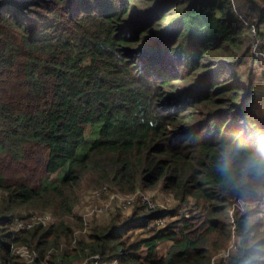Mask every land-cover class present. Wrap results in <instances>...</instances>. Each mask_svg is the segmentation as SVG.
I'll return each instance as SVG.
<instances>
[{
  "label": "trees",
  "instance_id": "trees-1",
  "mask_svg": "<svg viewBox=\"0 0 264 264\" xmlns=\"http://www.w3.org/2000/svg\"><path fill=\"white\" fill-rule=\"evenodd\" d=\"M239 8L264 23V0ZM260 66L230 0H0L1 264H25L20 247L33 264H264L262 221L222 220L264 194L245 191L261 181L244 163L264 153ZM90 188H159L177 205L138 200L85 225L74 209ZM30 211L55 222L16 234Z\"/></svg>",
  "mask_w": 264,
  "mask_h": 264
},
{
  "label": "rangeland",
  "instance_id": "rangeland-1",
  "mask_svg": "<svg viewBox=\"0 0 264 264\" xmlns=\"http://www.w3.org/2000/svg\"><path fill=\"white\" fill-rule=\"evenodd\" d=\"M230 1L234 13L245 21V19L238 13V9H239L240 13L244 14L243 12H241L239 8V5L241 4V0H230ZM261 68H262L261 72L258 71L257 73V79L262 78V72H264V67L260 66L257 69H261ZM256 83L257 84L255 86V89L257 87L261 96H264V81H260V79H258ZM259 100L261 101L263 99L259 98ZM256 107L258 108L257 104ZM261 112L264 113V110H261ZM83 149L84 148H82V150ZM54 179L56 178L54 177ZM145 199H147L148 202L152 204V206H155V208H161L165 210L167 213L177 205L176 201L174 200L171 194H167L166 192H163L159 188L155 190H140L134 195H130V196L121 195L120 193L113 192L110 189L95 190L94 188H90L80 193V200L76 208L74 209V216L82 217L83 218L82 220L84 221L85 225H92L94 222L101 224L103 223L106 217H109L112 213L116 211H120L125 217H128L131 211L134 209L135 203L138 200H141L142 203L146 202ZM262 205H264V194L260 193L254 199H250L248 201L241 200L233 204L230 207L229 211L225 215H223L222 220L225 224L230 226L234 222V216L236 211H238L239 213L250 212L252 214L253 219L259 222L262 221V223L264 224V211L262 209ZM181 211L182 213H185V215H188L187 206L184 209H181ZM46 217H52L53 220L50 222H46L47 225L44 226L41 223L40 219H45ZM159 221L164 222V225L158 224ZM54 222H55V217L52 214V212L36 213L30 211L24 213L23 220L18 221L16 223V225L14 226V230H16L21 223H25V225L41 224L44 227H47L48 225L53 224ZM165 223L166 222L164 220H157L155 224L158 225V227L164 228ZM86 232L87 230L84 231V233ZM137 233L140 232L138 231ZM79 234L80 232H77L75 235L77 241H79L78 238ZM235 241H237V239H234L232 243L229 242L226 248L224 249L221 248L218 251H216V254H214L213 256V259H215L216 261L227 259L228 256L232 254L231 251L233 250ZM167 246H170L169 243L164 244L161 247V251L162 252L165 251V248H167ZM13 253L15 254V256L19 257L22 261H24L25 264H32L34 255L31 254L30 256V253L24 250V247L14 248ZM90 259L91 258H87L86 256L82 261H79L78 263L75 264H92L93 261H90ZM99 263L103 264L100 257H99ZM0 264H1V260H0ZM110 264H118V263L115 261ZM212 264L215 263L212 262Z\"/></svg>",
  "mask_w": 264,
  "mask_h": 264
},
{
  "label": "built area",
  "instance_id": "built-area-1",
  "mask_svg": "<svg viewBox=\"0 0 264 264\" xmlns=\"http://www.w3.org/2000/svg\"><path fill=\"white\" fill-rule=\"evenodd\" d=\"M240 20L249 29V37L251 38V51H252V53L254 55V59H255L256 63L264 66V23L261 24V25H257L256 23H251V24L247 23L242 18H240ZM103 190H106V188H104ZM145 200H146V203H148L150 209H154L155 208V206H152V204H150L147 199H145ZM262 209L264 211V205H262ZM52 220H53L52 217H46L45 219H40L41 223L44 226L47 225L46 222H50ZM158 224L164 225V222L159 221ZM31 226L32 225H28V224L25 225V223H21L18 226V228L16 230H14V232L16 234H20L22 231H25L26 229L30 228ZM24 250L29 252L30 256H31V254L34 255L33 261H32V264H33L34 260L38 257L37 253L34 252V251L28 250L26 247H24ZM90 261H93L92 264H100L98 256L97 257H92L90 259Z\"/></svg>",
  "mask_w": 264,
  "mask_h": 264
},
{
  "label": "clouds",
  "instance_id": "clouds-1",
  "mask_svg": "<svg viewBox=\"0 0 264 264\" xmlns=\"http://www.w3.org/2000/svg\"><path fill=\"white\" fill-rule=\"evenodd\" d=\"M231 158L226 161V164L229 163ZM245 172L253 175L258 178L261 183L253 186H246V192H264V153L262 152H253L250 153L245 161ZM244 183V181H241Z\"/></svg>",
  "mask_w": 264,
  "mask_h": 264
},
{
  "label": "crops",
  "instance_id": "crops-1",
  "mask_svg": "<svg viewBox=\"0 0 264 264\" xmlns=\"http://www.w3.org/2000/svg\"><path fill=\"white\" fill-rule=\"evenodd\" d=\"M260 81H262L261 79H260ZM256 96H257V100H258V108H259V110L261 111V110H264L263 109V107H264V96H261V94H260V92H259V90L257 89V87H256ZM259 96V97H258ZM259 98H262L263 100H259ZM262 104H263V106H262Z\"/></svg>",
  "mask_w": 264,
  "mask_h": 264
}]
</instances>
